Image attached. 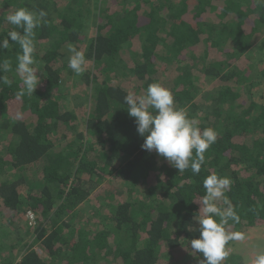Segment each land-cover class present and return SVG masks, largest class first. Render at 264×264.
Returning <instances> with one entry per match:
<instances>
[{
    "label": "trees",
    "instance_id": "16d2710c",
    "mask_svg": "<svg viewBox=\"0 0 264 264\" xmlns=\"http://www.w3.org/2000/svg\"><path fill=\"white\" fill-rule=\"evenodd\" d=\"M21 7L45 11L47 23L35 29L41 82L31 96L15 95L18 45L0 52L13 69L11 86L0 85V231L19 235L0 232V264H198L189 241L210 173L232 180L240 222L230 231L264 227V56L252 62L264 0H0V39L22 31L5 20ZM70 45L95 67L72 76L83 108L64 95ZM154 82L218 134L198 175L141 149L124 96ZM224 264L244 260L233 253Z\"/></svg>",
    "mask_w": 264,
    "mask_h": 264
},
{
    "label": "clouds",
    "instance_id": "9594fccd",
    "mask_svg": "<svg viewBox=\"0 0 264 264\" xmlns=\"http://www.w3.org/2000/svg\"><path fill=\"white\" fill-rule=\"evenodd\" d=\"M46 16L43 10L34 12L24 7L9 9L5 16L7 23L22 29L11 30L6 38L0 39V52L8 50L12 44L18 45L14 71L21 84L15 93L17 99L31 96L41 82L35 67V29L42 22L47 23ZM69 51L68 67L80 76L89 61L83 51L71 45ZM12 70L9 59H0V85L11 86L12 81L4 73ZM124 103L129 116L135 118L138 134L144 138L142 150L155 151L179 173L189 168L195 175L201 172L205 153L217 140L214 128L201 129L199 121L190 118L183 107H178L172 92L159 82L149 84L139 95L129 91L124 96ZM231 185L230 177L217 173H210L203 179L205 194L199 199L198 214L193 217L199 225V238L189 241L191 254H202L203 259L198 264H222L228 255V242L244 239L242 233L230 231L233 224L240 222L236 207L226 195ZM244 264H264V244H258L254 256L246 258Z\"/></svg>",
    "mask_w": 264,
    "mask_h": 264
},
{
    "label": "rangeland",
    "instance_id": "374dc122",
    "mask_svg": "<svg viewBox=\"0 0 264 264\" xmlns=\"http://www.w3.org/2000/svg\"><path fill=\"white\" fill-rule=\"evenodd\" d=\"M81 51H83L84 54H85L84 49H81ZM263 56H264V47L261 48V49H259V51L256 50V53H254V55H253L254 58H253V61L252 62H256L255 61L256 59L261 58ZM87 60L89 61V63L87 64L86 71L84 73H90V72L91 73H94L95 67H94L93 61L90 60V59H87ZM262 64H258L260 66V68H259L260 70H264V65H262ZM71 73H72V75L70 76L69 87L66 88V90L64 92V95H66L67 97H73L72 98V101H71V106H76V105L77 106L78 105L81 106V103L83 101V98L82 99H78V98L76 99L74 97V95H77L78 94L77 92H79V90L82 89V83L81 82H78V81H74V79L72 78V76L73 75L74 76H77V75H75L73 71H71ZM205 86H207V85L205 84ZM210 87L211 86L208 85L207 87H204L203 86L201 88L202 89H208L209 90ZM256 88L255 89L257 91L260 89V87H256ZM83 89H85V88H83ZM87 92H90V90L88 89ZM83 93L84 92H82V95H81L82 97H83ZM81 108H83V107L81 106ZM29 186L31 188H33V187L36 186V184H35V182L31 181L29 183ZM115 202H116V198H113V197H109L108 200L106 201V203L108 205L109 204H114ZM103 204H105V201L104 200L103 201H99V206L100 205H103ZM82 217H83V215H82ZM81 222L85 223L84 217H83V220ZM4 223H5V221L0 217V225H4ZM0 232L3 235L2 238L3 239H6L7 238V241H9V239H10V241H13L14 242V241H17V239L19 238V235L12 234L11 232L9 233V231H7L5 228H2ZM19 233L21 235H23V237L25 238L24 235L26 233V230H24V228H22V230L19 231L17 234H19ZM27 238H29V239H26V241H28V243H31L32 242V237L31 236H28ZM25 243L26 242L24 241L23 244H25ZM11 244H12V242L10 243V245ZM258 244H264V227H261V228H258V229H253V230H250L249 232H246V234L244 235V239L237 240L236 244L234 246L230 247V250H227V252H228V255L227 256H229V255H231V254L234 253V254L240 255L243 258L244 261H245L246 258L251 259L254 256V251H255V248H256V246ZM227 256H226V258H227ZM225 259L222 262V264L225 263ZM168 262H170L172 264L173 261H171L169 259ZM182 264H190V262L189 261H184V262H182ZM191 264H197V263H195L193 261V263H191Z\"/></svg>",
    "mask_w": 264,
    "mask_h": 264
},
{
    "label": "built area",
    "instance_id": "2783aa9c",
    "mask_svg": "<svg viewBox=\"0 0 264 264\" xmlns=\"http://www.w3.org/2000/svg\"><path fill=\"white\" fill-rule=\"evenodd\" d=\"M27 222L30 227H36V216L31 211L27 214Z\"/></svg>",
    "mask_w": 264,
    "mask_h": 264
}]
</instances>
